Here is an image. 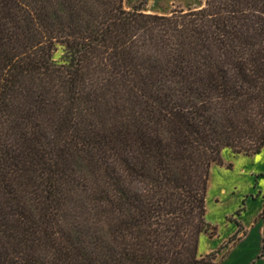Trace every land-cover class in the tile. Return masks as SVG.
I'll return each mask as SVG.
<instances>
[{
  "label": "trees",
  "instance_id": "trees-1",
  "mask_svg": "<svg viewBox=\"0 0 264 264\" xmlns=\"http://www.w3.org/2000/svg\"><path fill=\"white\" fill-rule=\"evenodd\" d=\"M122 3L0 0V264H216L208 169L264 147V0Z\"/></svg>",
  "mask_w": 264,
  "mask_h": 264
},
{
  "label": "rangeland",
  "instance_id": "rangeland-1",
  "mask_svg": "<svg viewBox=\"0 0 264 264\" xmlns=\"http://www.w3.org/2000/svg\"><path fill=\"white\" fill-rule=\"evenodd\" d=\"M204 0H123L126 10L139 6L147 13L168 14L195 9ZM60 50L55 54L58 57ZM264 209V147L252 156L220 154L209 167L205 187V221L214 235L198 238L197 255L216 252V264H264L260 257ZM234 238V242L228 240Z\"/></svg>",
  "mask_w": 264,
  "mask_h": 264
}]
</instances>
